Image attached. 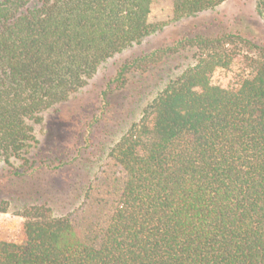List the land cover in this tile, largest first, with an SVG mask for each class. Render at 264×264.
Here are the masks:
<instances>
[{"label":"trees","instance_id":"1","mask_svg":"<svg viewBox=\"0 0 264 264\" xmlns=\"http://www.w3.org/2000/svg\"><path fill=\"white\" fill-rule=\"evenodd\" d=\"M154 1L0 0V162L31 148L44 111L161 29ZM225 1L173 0V15ZM190 42L195 65L112 150L117 195L88 203L79 222L27 208L0 264H264V46L241 33Z\"/></svg>","mask_w":264,"mask_h":264},{"label":"rangeland","instance_id":"2","mask_svg":"<svg viewBox=\"0 0 264 264\" xmlns=\"http://www.w3.org/2000/svg\"><path fill=\"white\" fill-rule=\"evenodd\" d=\"M43 0H32L31 7ZM258 0H226L176 20L173 0H155L149 22L161 29L104 62L86 85L32 124L35 143L11 164L0 162V242H19L27 208L79 222L88 203L117 195L124 173L112 158L120 139L172 79L195 65L197 38L241 33L264 46ZM182 43L185 48H181ZM128 72L120 77L123 67ZM19 174V175H18Z\"/></svg>","mask_w":264,"mask_h":264}]
</instances>
